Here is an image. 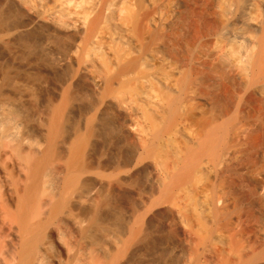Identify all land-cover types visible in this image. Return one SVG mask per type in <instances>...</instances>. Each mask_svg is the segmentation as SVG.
<instances>
[{
  "label": "bare ground",
  "instance_id": "1",
  "mask_svg": "<svg viewBox=\"0 0 264 264\" xmlns=\"http://www.w3.org/2000/svg\"><path fill=\"white\" fill-rule=\"evenodd\" d=\"M157 8L0 0V264H166L154 243L165 215L185 231L178 264H196L191 244L215 232L228 242L214 264H264V0ZM112 14L137 48L109 63L122 41ZM84 81L95 100L78 120ZM176 126L185 141L164 163ZM200 173L191 202L181 194Z\"/></svg>",
  "mask_w": 264,
  "mask_h": 264
},
{
  "label": "rangeland",
  "instance_id": "2",
  "mask_svg": "<svg viewBox=\"0 0 264 264\" xmlns=\"http://www.w3.org/2000/svg\"><path fill=\"white\" fill-rule=\"evenodd\" d=\"M156 2H157V9H158V11H160L161 13H163L164 15H170L171 13H172V10H173V6L174 5H176L177 4V0H155ZM11 10H12V12L14 13H12L13 15H11V20L12 21H14V23H17V22H21V21H23V19H24V15H23V13L22 12H18V11H16L15 10V8H11ZM14 10H15V12H14ZM18 12V13H17ZM19 14V15H18ZM17 15V16H16ZM16 16V17H15ZM111 17V18H110ZM110 20L112 21V28L114 29V31L115 32H117V34L119 35V33H120V37H121V39H122V41H121V43L119 42H116L115 43V53L114 54H111V53H104L103 54V56L106 58V60L109 62V63H112V61L114 60V57L115 56H119L120 58H123V56L125 57V54L127 55V53H130V52H132V51H135L136 50V42H135V40L133 39V36H132V33H131V31H129V29L128 28H126V27H124V26H120V24H116L117 22H115L114 20L116 19V15L115 14H112V16L110 15ZM15 18V19H14ZM11 21V22H12ZM16 21V22H15ZM113 21H114V23H113ZM13 23V22H12ZM115 24V25H114ZM124 27V28H123ZM115 28H117V29H115ZM125 28H126V30H125ZM122 29H124V30H122ZM128 30V31H127ZM119 32V33H118ZM40 33V32H39ZM131 36L130 37V39L128 38L129 36ZM131 34V35H130ZM131 39H133V41H134V43H133V41L131 40ZM124 40V41H123ZM128 40V41H127ZM130 40V41H129ZM132 41V42H131ZM126 42V43H125ZM130 42V43H129ZM125 43V44H124ZM127 43H129V44H127ZM132 43V44H131ZM127 44V45H126ZM131 44V45H130ZM134 44L136 45V46H134ZM123 45V46H122ZM128 46V47H127ZM129 50H128V49ZM132 48H135V50L133 49L132 50ZM124 49V50H123ZM109 54V55H108ZM121 54V55H120ZM113 55V56H112ZM109 58H111V61H110V59ZM44 77H46V78H44ZM44 77H41V81H42V84L43 83H46L47 82V84L46 85H52V83L54 84L55 82V79H50L49 78V76L46 74ZM158 79L157 78H155L154 79V82H155V84H157V83H159L158 81H157ZM40 81V82H41ZM51 83V84H50ZM86 83V84H85ZM81 85L79 86V89L81 90V91H79L80 93L79 94H81V92L83 93V95H84V93H89L90 91H91V93L90 94H87L88 95V97H90L91 98V96H92V90H89V89H91L90 88V86L88 87V83L87 82H82V83H80ZM84 85V87H83V85ZM43 85H45V84H43ZM46 87V86H45ZM82 89H85L84 91L82 90ZM47 94V92L46 93H44L43 95L45 96ZM87 95L85 94V96H86V99H84L83 97H85V96H82V95H79V98L80 99H82V101L84 102H82L81 103V100H80V107L78 106V107H76L75 109L77 110H75L76 111V114H75V111H74V114H73V116L74 115H76V116H74L73 118H77L78 120H79V117H80V115H81V113H86L89 109H90V107H91V105H92V103H93V101L95 100L94 99V97H92L91 99L90 98H88L87 97ZM81 96V97H80ZM93 99V100H92ZM90 100H92V101H90ZM90 102H91V105H90ZM193 103V102H192ZM191 103V104H192ZM194 104V103H193ZM193 104H192V106H190V108H188V110H187V113H189V111L190 110H192L193 109ZM197 105H200L199 103H197V102H195V105H194V109H193V111L194 112H191L190 111V115H191V113L193 114L192 116H190V115H186L187 117H190L189 119H188V121H187V126L188 127H191L190 126V124L192 125V124H194L195 122L197 123V121H193V120H195L194 118H196V117H200L202 114L200 113V111L199 110H197V109H200L199 107H201L202 105H203V107H201V108H205L204 107V104H202V105H200V106H197ZM89 107V108H88ZM192 107V108H191ZM198 107V108H197ZM79 108H80V110H79ZM197 108V109H196ZM190 109V110H189ZM84 110H86V111H84ZM111 110V111H110ZM112 108H109V110L108 111H110V112H112ZM201 110V109H200ZM206 110V109H205ZM83 111V112H82ZM202 111H204V110H201V112ZM80 113V114H79ZM184 113H186V111L184 112ZM183 113V114H184ZM197 113H198V115H197ZM203 113V112H202ZM199 114H200V116H199ZM79 115V116H78ZM78 116V117H77ZM115 118V117H114ZM190 119L192 120V121H190ZM197 119V118H196ZM78 120H74L73 122L74 123H76ZM118 120V119H117ZM115 122H118V121H116L115 120ZM193 122V123H192ZM196 123L192 126V127H196L197 125H196ZM117 124V123H116ZM119 124V123H118ZM117 124V125H118ZM196 125V126H195ZM181 127L182 126H176L175 128H173V129H171V130H169V132H167V134L166 133H164V135H163V139L161 140V142H160V144L162 145V147L160 146V150L159 151H162L161 153L158 151L157 152V157L159 158V159H163L164 161L166 160V162H164V163H168V162H170V160H172V159H170L172 156H173V151H174V149L173 148H175V146H179V145H181V143H183L184 141H185V135H184V128L182 127V129H181ZM175 129V130H174ZM182 130V131H181ZM175 135V136H174ZM167 136V137H166ZM184 136V137H183ZM170 140H169V139ZM165 139H167V140H165ZM175 139V140H174ZM164 141V142H163ZM169 141V142H168ZM172 141V142H171ZM173 142H174V144H173ZM164 143V144H163ZM168 144H169V146H168ZM171 144H173V145H171ZM179 144V145H178ZM171 145V146H170ZM175 145V146H174ZM165 146V147H164ZM173 147V148H172ZM164 150V152H163V150ZM168 148V149H167ZM165 153V154H164ZM171 154V155H170ZM171 156V157H170ZM162 157V158H161ZM170 157V158H169ZM165 158V159H164ZM170 160H169V159ZM168 161V162H167ZM202 175H204L203 177L201 176V173L200 174H198L196 177H195V179L192 181V182H190V183H188V185H186L183 189L185 190L184 192L182 191V193L183 194H181V195H183V196H186V194L184 195V193H187V188H189V190H188V193L190 194L189 196H194L195 195V197H192V198H190L191 200V202H196V200L198 201V196H197V198H196V194L197 195H199V193L198 192H196L198 189L200 190V188L202 187V185H204V182H203V180H205V178L207 177V176H205V173H202ZM202 178V179H201ZM204 178V179H203ZM207 179V178H206ZM144 181H142V183L143 182H145V179H143ZM206 181V180H205ZM200 182H202V183H200ZM201 186H200V185ZM206 184V183H205ZM197 187V188H196ZM191 188V189H190ZM195 188V189H194ZM198 190V191H199ZM191 192V193H190ZM193 192V193H192ZM196 192V193H195ZM188 193H187V196H188ZM193 194V195H192ZM193 198H195L194 200L195 201H193ZM204 211L203 210H200V212H199V215L197 216H193L195 213L193 212V219L191 220L190 219V223H194L195 225H196V223L195 222H193V220L195 221L196 219L195 218H197V217H199L197 220L198 221H205L206 219V217H205V215H204V213H203ZM168 215H169V213H167ZM167 215V216H168ZM190 216V215H189ZM165 217V218H164ZM164 217H161L159 220H157L156 221V231H155V246H156V254H155V259H162L163 258V260L164 261H166V264H178L179 263V259H180V255L178 254V253H180V252H178V251H180V247H182L183 246V243H181V241L184 239V238H186V235H185V233H183V231H182V229L180 228H177V227H175V226H173V227H171L170 225H169V222H170V215H169V218H167L166 219V215L164 216ZM204 217V218H203ZM203 218V219H202ZM169 221V222H168ZM197 222V221H196ZM243 231H246L247 229H251V228H244L243 227ZM253 229V228H252ZM242 231V228H240V229H238L237 230V232L239 233H242L241 232ZM185 232V231H184ZM237 233V234H238ZM245 233H247V235L245 234ZM243 232L242 234H244L245 236H243L242 234H240V236L241 237H243V238H241L240 236H238L237 234V236L239 237V239L240 240H242V241H246L247 239H249L251 236H253V230H248V232L246 231V232ZM249 233V234H248ZM251 233V234H250ZM211 234V233H210ZM214 234V235H213ZM225 234V233H224ZM216 235H217V238H216ZM226 235H228V233L226 234ZM226 235H225V237H226ZM249 235H251V236H249ZM185 236V237H184ZM210 236V235H209ZM247 236H249L248 238H247ZM212 238V239H211ZM223 238V237H222ZM227 238H228V236H227ZM225 239V238H223V239H225L224 241L225 242H228L227 240L228 239ZM221 238H219L218 237V233H212L211 234V236L209 237V239H208V241H206V243H200L201 245L199 246V243H192L191 245H193L194 247V262L196 263V264H214V260L216 259L215 257H218V255L219 254H221L223 251H224V249H225V247H226V243L223 241V239H221ZM204 244V245H203ZM197 245V246H196ZM224 247V248H223ZM198 250H197V249ZM206 250H209V251H206ZM200 252V253H199ZM218 252H219V254H218ZM218 254V255H217ZM179 255V256H178ZM214 255H216V256H214Z\"/></svg>",
  "mask_w": 264,
  "mask_h": 264
}]
</instances>
